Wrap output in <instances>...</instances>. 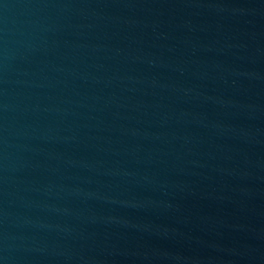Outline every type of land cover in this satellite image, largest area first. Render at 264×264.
<instances>
[{
  "label": "water",
  "instance_id": "obj_1",
  "mask_svg": "<svg viewBox=\"0 0 264 264\" xmlns=\"http://www.w3.org/2000/svg\"><path fill=\"white\" fill-rule=\"evenodd\" d=\"M0 264H264V0H0Z\"/></svg>",
  "mask_w": 264,
  "mask_h": 264
}]
</instances>
